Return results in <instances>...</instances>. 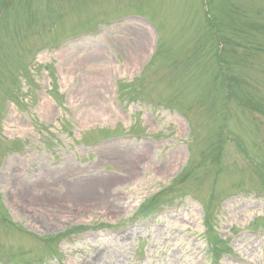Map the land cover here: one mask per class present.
Listing matches in <instances>:
<instances>
[{"label":"rangeland","instance_id":"374dc122","mask_svg":"<svg viewBox=\"0 0 264 264\" xmlns=\"http://www.w3.org/2000/svg\"><path fill=\"white\" fill-rule=\"evenodd\" d=\"M0 264H264V0H0Z\"/></svg>","mask_w":264,"mask_h":264}]
</instances>
